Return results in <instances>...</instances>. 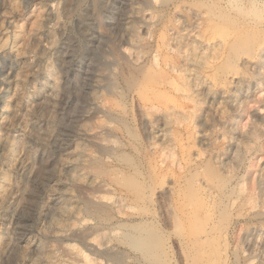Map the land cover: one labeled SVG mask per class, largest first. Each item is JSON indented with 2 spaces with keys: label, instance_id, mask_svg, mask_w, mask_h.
Returning <instances> with one entry per match:
<instances>
[{
  "label": "rangeland",
  "instance_id": "374dc122",
  "mask_svg": "<svg viewBox=\"0 0 264 264\" xmlns=\"http://www.w3.org/2000/svg\"><path fill=\"white\" fill-rule=\"evenodd\" d=\"M263 182L264 0H0V264H264Z\"/></svg>",
  "mask_w": 264,
  "mask_h": 264
},
{
  "label": "bare ground",
  "instance_id": "6f19581e",
  "mask_svg": "<svg viewBox=\"0 0 264 264\" xmlns=\"http://www.w3.org/2000/svg\"><path fill=\"white\" fill-rule=\"evenodd\" d=\"M26 21H28V20H26ZM34 24V23H33ZM30 27V26H29ZM194 60V59H193ZM196 62V61H195ZM198 63V62H197ZM197 79V78H196ZM195 80V79H194ZM200 85H198V84H195L194 86H193V89L191 90V93H192V96L194 95H198V93H199V91H200V87H199ZM193 101V100H192ZM22 144V143H21ZM15 151V150H14ZM264 183V182H263ZM263 188V187H262ZM263 193V192H262ZM15 195V194H14ZM263 207H264V194H263ZM147 230V229H146ZM260 231H258L257 233H255V234H253L252 236L253 237H255V239H257L256 241L258 242V238H259V233ZM251 236V237H252ZM143 237V236H142ZM252 237V238H253ZM258 237V238H257ZM145 238V237H144ZM144 241V240H143ZM256 241H254L253 243H249V242H247V243H245V248L246 249H250V248H253V247H255L256 246V244H257V242ZM141 242V241H140ZM140 244V243H139ZM142 245V244H141ZM149 245V244H148ZM258 246V245H257ZM147 247V246H146ZM151 247H152V245H151ZM150 247V248H151ZM254 260V259H253ZM256 260V259H255Z\"/></svg>",
  "mask_w": 264,
  "mask_h": 264
}]
</instances>
